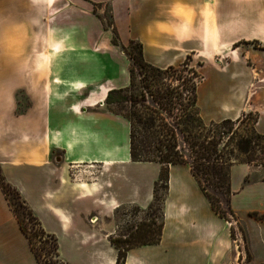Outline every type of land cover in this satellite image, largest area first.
<instances>
[{
  "label": "crops",
  "instance_id": "crops-1",
  "mask_svg": "<svg viewBox=\"0 0 264 264\" xmlns=\"http://www.w3.org/2000/svg\"><path fill=\"white\" fill-rule=\"evenodd\" d=\"M94 6L108 7L120 43L139 42L154 66L201 56L205 123L252 114L264 135V0H0V172L70 264L116 263L114 214L147 209L161 169L131 161L129 122L105 104L129 85V64L112 58ZM254 171L230 166L229 205L249 259L189 166L170 164L160 241L130 248L124 264L264 263V220L251 215L264 212V167L245 182ZM0 264H39L1 187Z\"/></svg>",
  "mask_w": 264,
  "mask_h": 264
},
{
  "label": "trees",
  "instance_id": "trees-1",
  "mask_svg": "<svg viewBox=\"0 0 264 264\" xmlns=\"http://www.w3.org/2000/svg\"><path fill=\"white\" fill-rule=\"evenodd\" d=\"M111 34L112 45L125 52V46L120 43L116 30L114 29ZM132 42L135 41L131 40L129 43ZM135 43L138 54L132 57V62L129 64V85L125 88L109 90L105 97V104L112 113L123 116L129 122L131 161L157 162L161 166L158 179L154 182L152 202L147 207L148 210L153 209L156 202L160 200L161 205L158 210L161 212V219L158 223L154 221L151 224L140 222L134 230L128 231L127 234L109 236V242L117 250L115 264H124L127 251L130 248L156 244L160 241L163 229L162 204L167 191L168 167L170 164L188 165L211 208L218 216L228 220L227 214L237 217L229 205L231 164L234 162L250 164L253 161V152L256 147H260L259 152L264 153L259 142L264 141V135L257 133L253 127L256 117L253 120L250 135L244 136L238 135L237 128H233L235 122H238L239 119H225L208 124L201 119L196 105L197 83L195 81V78L201 73L192 67L186 69L188 62L192 60L190 55L181 64L185 67L182 70L186 69L191 74L187 81L183 80L186 86H182V89L184 88L186 93L180 90L178 85H167L161 90L159 82L164 78L163 75L168 70L173 69L174 66L160 68L148 63L144 60L142 45L139 42ZM136 66L144 71L141 72L142 77L138 81L134 74ZM198 67H202V62H198ZM173 98L176 100L173 101ZM126 104H128L127 108L124 106ZM173 106L176 110L172 115L173 120L167 122L162 115V111H171ZM168 114L171 116V112ZM180 134L188 148L187 152H184L181 148L178 139ZM221 143H223V146L219 148ZM262 161L260 165L264 166V155ZM249 181V178L245 179V182ZM160 184L163 185L165 191L163 197L158 195L157 188ZM0 187L21 230L28 239L38 263L70 264L60 258L56 238L45 232L38 218L33 214L18 190L6 182L1 172ZM210 188L217 191L223 190L222 195L227 197V211L220 208L221 200L215 199ZM22 215L31 224L33 232L25 224ZM251 215L259 220H264V212H251ZM231 234L233 236L232 228ZM34 237L41 239L40 241L45 250L46 245L49 244L47 252L55 257L54 261L48 262L43 259L42 253L35 245Z\"/></svg>",
  "mask_w": 264,
  "mask_h": 264
},
{
  "label": "rangeland",
  "instance_id": "rangeland-1",
  "mask_svg": "<svg viewBox=\"0 0 264 264\" xmlns=\"http://www.w3.org/2000/svg\"><path fill=\"white\" fill-rule=\"evenodd\" d=\"M94 13L96 15H98V17L100 18L104 29L109 30L110 34H111L112 31H114V29L112 28V21L110 18V13H109L108 7L99 8L98 6H94ZM124 46H125V52H122L118 47L111 45L112 58L114 60H116L117 58H120V60H126L128 62V64H130L132 62V57L138 54V48H137V45L135 42H132L131 44L128 42V43L124 44ZM193 58L194 59H192L190 62H188L186 69H188L189 67H192L196 71L201 73V75H199L198 77L195 78V81L198 84L202 80V77H201L202 76V67H198V62H201L200 61L201 56H197V57H193ZM181 64H183V62L180 64H177L176 66H174L173 69L168 70L167 73L163 75L164 78L161 80L162 82L161 81L159 82V86H160L161 90H163L165 88V86H167V85H170V86H177L178 85L179 89L183 90V92L186 93L184 88L182 89V86H184L186 84L183 82V80L185 79V81H187L191 74H189V72L186 69L183 71L182 68L184 66ZM141 72H144V71L138 69L136 66L134 74H135L137 81L142 77ZM202 88H204V87L200 88V95L202 94ZM16 100H17L16 112L18 114H20L23 112L24 108L27 106V98L24 96L22 91H18V95L16 97ZM172 100L175 101L176 99L173 98ZM183 103H185V101H183ZM124 106H126V108H127L128 104H126ZM189 110H191V109H189ZM175 111L176 110L173 106L171 111H169V110L167 112L162 111V115L164 116V118L166 119L167 122H170L171 120H173L172 115L174 114ZM170 112H171V116H170V114H168ZM254 119H255L254 115L246 114L241 119H239L238 122H235L233 128L234 129L237 128L238 135H241V136L250 135ZM178 139L181 143V148L184 150V152H187L188 148H187L186 144L183 142V137L181 136V134L178 136ZM225 140H223V142H225ZM259 142H260V145L262 146V149L264 150V141H259ZM222 146H223V143H221L219 145V148H222ZM259 150H260V147H256L254 152H253V157H252L253 161L250 162V165H252V168L255 171L252 172V174H250L248 176V178L250 180L259 179L262 176V171H263L264 166H261L260 163L263 162L262 156L264 155V153L259 152ZM157 189H158V195L160 197H163V195L165 193V191L163 189V185L160 184ZM210 190L212 191L211 193H212V195H214L216 200H218V201L221 200V203L219 204L220 208L224 209V211H227V208H226L227 197L222 195L223 190L220 189L219 191H217L214 188L213 189L210 188ZM160 205H161V201L159 200L156 202L155 207L151 210L150 209L149 210L148 209L140 210L139 208H137L135 206H131V205H125V206L120 207L116 211V213L114 214V218H113L114 223L117 226V231H116L115 235L127 234L128 231L134 230L135 226L137 224H139L140 222H146L147 224H151V222L154 221L155 223H158L161 219V214H160L161 212L158 210L160 208ZM227 215L229 218L228 221L235 224V226L231 227L233 229V236H232L231 232H230V235L234 241L239 239V241H237L236 244L242 245V247H239V248L242 250L244 249L246 251V258L249 259L250 253H249L248 247H247L246 234H245L244 226L237 217H233L230 214H227ZM22 217H23V215H22ZM25 224L27 225L29 230L31 232H33L31 230V224L26 219H25ZM151 226L154 227L153 225H151ZM40 240L41 239H39L38 237H34L35 245H36L37 249H39L40 252L42 253L43 259H45L48 262L51 260L54 261L55 257H53L49 252H47L49 244L46 245V250H45V248H43L44 245L41 243Z\"/></svg>",
  "mask_w": 264,
  "mask_h": 264
}]
</instances>
